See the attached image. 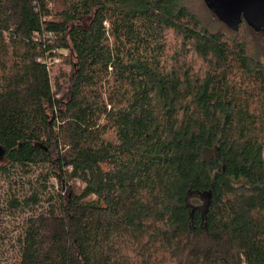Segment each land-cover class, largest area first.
Returning a JSON list of instances; mask_svg holds the SVG:
<instances>
[{"label": "trees", "instance_id": "1", "mask_svg": "<svg viewBox=\"0 0 264 264\" xmlns=\"http://www.w3.org/2000/svg\"><path fill=\"white\" fill-rule=\"evenodd\" d=\"M0 150V264H264V66L181 0H0Z\"/></svg>", "mask_w": 264, "mask_h": 264}, {"label": "rangeland", "instance_id": "2", "mask_svg": "<svg viewBox=\"0 0 264 264\" xmlns=\"http://www.w3.org/2000/svg\"><path fill=\"white\" fill-rule=\"evenodd\" d=\"M181 1L188 8V10L201 21L203 27L206 28L208 32L221 35L226 41H230V39H238L242 41L244 43L247 56L264 66V28L262 31L256 32L246 21H244L235 33L223 25L208 10L203 0ZM168 37V46L171 48L177 46L174 36L171 34L168 35ZM55 59L56 60L53 62V66L49 69V72L53 89L56 88V86H54L56 81H58L59 85H61L60 90L56 89L57 97L60 98L67 88L64 77H66V74L70 72V67L68 65H60L61 59L58 55ZM199 67L201 66H197L195 70ZM61 74H65V76L61 77ZM2 164L3 162H0V165ZM17 180L18 178H16V181ZM18 181H21L18 185L13 183L8 184L9 182L3 181L2 179L0 181V240L6 242V246L3 251L6 259L8 260H12L17 253V248L15 247L13 241L16 226L22 223L26 217L42 211L45 207V204L42 202L43 198L40 199L37 194L36 200L32 199V201L27 203L28 205L24 204L20 206L19 209L6 205V202L10 200V198L12 199L13 195H15L16 199L22 201L23 199L32 197V195L35 194L34 191L37 186L34 183V179L22 177V179H19ZM51 184L56 185L55 181H51ZM10 238L11 241H9Z\"/></svg>", "mask_w": 264, "mask_h": 264}, {"label": "water", "instance_id": "3", "mask_svg": "<svg viewBox=\"0 0 264 264\" xmlns=\"http://www.w3.org/2000/svg\"><path fill=\"white\" fill-rule=\"evenodd\" d=\"M208 10L228 29L237 32L246 21L254 31L264 28V0H203ZM2 154L3 151L0 150Z\"/></svg>", "mask_w": 264, "mask_h": 264}, {"label": "built area", "instance_id": "4", "mask_svg": "<svg viewBox=\"0 0 264 264\" xmlns=\"http://www.w3.org/2000/svg\"><path fill=\"white\" fill-rule=\"evenodd\" d=\"M55 60L56 59H53V60L51 59V60H48L47 62H48L49 65H51V62L53 63V62H55Z\"/></svg>", "mask_w": 264, "mask_h": 264}]
</instances>
